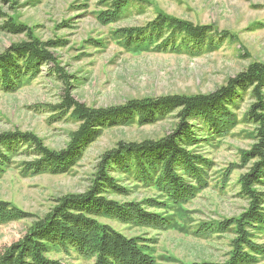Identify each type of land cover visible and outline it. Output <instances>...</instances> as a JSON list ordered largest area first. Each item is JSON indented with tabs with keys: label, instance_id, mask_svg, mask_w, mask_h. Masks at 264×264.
<instances>
[{
	"label": "rangeland",
	"instance_id": "obj_1",
	"mask_svg": "<svg viewBox=\"0 0 264 264\" xmlns=\"http://www.w3.org/2000/svg\"><path fill=\"white\" fill-rule=\"evenodd\" d=\"M113 1L118 0H0V54L26 43L49 56L39 74L23 78L14 90L0 89V134H28L41 148L59 152L68 147L82 123L73 118L79 109L103 111L130 99L209 93L226 86L237 73L264 67V0H127L116 20L99 19L100 13L104 16L103 12L112 11ZM157 15L209 26L211 32L228 39L197 55L154 50L149 45L128 49L118 40V29L142 27ZM54 66L62 71L59 76L48 71ZM65 98L75 106L56 110ZM250 103L245 99L238 113ZM175 122L169 116L152 124L104 128L64 173L23 172L21 161L38 158L35 154L8 159L10 164H2L5 170L0 172V201L25 218L0 223V257L24 239L30 226L49 215L61 198L84 193L92 186L102 155L117 142L157 139L170 134ZM253 133L251 125L236 120L223 136L202 135L196 145L188 146L211 162L206 186L182 206L157 210L168 219L164 229L99 220L128 238H149L150 245L142 246V251L154 264L227 262L236 234L216 230V222L239 217L248 207L239 183L254 163L253 159L243 162L245 152L255 145ZM110 175L127 189L123 195L108 193L110 199L164 198L153 186L120 172ZM254 190L264 193V184ZM262 221L253 230L257 251L248 250L253 260L242 264H264V218ZM204 222L213 228L193 233ZM45 255L63 264L94 263L93 258L72 248L53 247Z\"/></svg>",
	"mask_w": 264,
	"mask_h": 264
},
{
	"label": "trees",
	"instance_id": "obj_2",
	"mask_svg": "<svg viewBox=\"0 0 264 264\" xmlns=\"http://www.w3.org/2000/svg\"><path fill=\"white\" fill-rule=\"evenodd\" d=\"M126 2L113 1L112 11L107 14L103 12L104 16L100 13L98 18L101 16L102 20L108 22L116 20ZM116 35L128 49L131 46L138 49L149 45L154 50H179L194 55L213 50L228 39L211 32L209 26H193L159 15L142 27L120 28ZM48 61L47 53L44 54L31 44L13 45L8 52L0 54V89H16L23 78L39 74L40 67ZM48 68L49 72L58 73V76L62 72L56 66ZM263 90L264 67L253 66L237 73L235 79L229 80L226 86L209 93L130 99L126 104L103 111L79 109L73 118L82 123L73 132L68 147L59 152L41 148L35 138L32 139L28 134H0V172L10 164L8 159L35 154L38 158L21 161L23 172L58 174L64 173L76 160L81 159L85 148L95 141L104 128L133 123L152 124L169 116L176 119L170 134L157 139L119 141L107 150L102 155L92 186L84 193L61 198L49 215L27 229L24 239L1 255L0 264H63L57 259L46 257L45 254L53 247L65 251L77 249L80 254L93 258V264H154L152 258L142 251V246L150 245L149 238H128L99 219L164 229L169 224L168 219L157 210L182 206L206 186V172L211 162L201 154L188 150V146L196 145L202 135L203 138L223 136L236 120H243L254 129L255 145L245 152L243 160L247 162L253 159L254 163L239 183L240 195L247 200L248 207L239 217L216 222V230L223 229L236 234L228 261L202 264H242L253 260L248 253V250L255 253L258 248L252 242L253 230L258 228L264 218V193L254 190V186L264 184ZM245 99L251 103L243 113H238ZM63 103L56 110L75 106L71 99L65 98ZM196 130L201 133H195ZM115 171L143 185L153 186L164 198L148 197L140 201L108 198V193L127 194V189L118 185V181L110 175V172ZM20 216V212L0 201V223L21 219ZM196 226L195 234H203L208 228H213L208 227L207 222Z\"/></svg>",
	"mask_w": 264,
	"mask_h": 264
}]
</instances>
